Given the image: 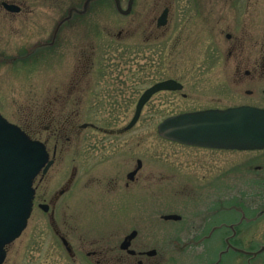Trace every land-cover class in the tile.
Returning <instances> with one entry per match:
<instances>
[{
  "label": "rangeland",
  "instance_id": "1",
  "mask_svg": "<svg viewBox=\"0 0 264 264\" xmlns=\"http://www.w3.org/2000/svg\"><path fill=\"white\" fill-rule=\"evenodd\" d=\"M7 1L19 4L22 10L12 16L0 10V113L27 130L32 139L50 135L45 130L50 118L44 117L49 102L56 104V97H66L62 101L65 114L57 119L61 124L75 107L67 95L85 43L84 50L93 62L88 83H82V115L73 120L76 125L93 123L101 132L81 129L82 144L76 148L73 127L66 125L60 137L50 140V152L56 145V162L38 187V202L48 199V191L59 187L53 188L51 181L62 173L63 181L67 179L71 159L81 160L77 177L84 181L83 187L56 204V220L64 228L70 224L75 231L69 237L95 248L134 225L138 229L136 245L149 246L156 240V246H167V254L163 250L153 264H212L209 255L198 258V224L207 210L236 205L237 212L241 207H256L255 216L249 215L256 222L242 228L235 244L246 252L261 248L264 216L258 218V212L264 209V150L236 152L235 168L228 156L219 154L216 167L207 165L215 180L208 179L211 175L191 179L181 175L187 170L185 164H195L197 155L206 157L209 151L164 140L157 126L165 118L185 112L240 105L264 109V69L260 65L264 0ZM167 8V24L155 27L149 44L147 37L153 30L149 21L155 25ZM118 32H122L120 38ZM123 56L129 68H139V72L134 75L130 69L120 83L116 80L122 73L116 62L118 57L124 61ZM235 63L240 65L238 71L233 69ZM101 68L106 75L100 74ZM105 76L110 84L101 85ZM164 79L180 82L183 89L157 94L127 130L140 93ZM246 90L252 94L247 95ZM98 110L105 115L95 116ZM137 160L142 164L137 181L125 191L110 194L114 188L109 177L119 169L125 181ZM171 168L180 169L175 172L179 174ZM35 203L26 228L6 247L3 264L67 263L65 257L54 258L58 241L53 225L37 207V200ZM167 214L181 216V220H163ZM225 217L238 218L222 214L219 220ZM217 244V250L223 249L222 242ZM207 253L212 252L208 249ZM245 256L228 254L234 264H264V251L250 259Z\"/></svg>",
  "mask_w": 264,
  "mask_h": 264
},
{
  "label": "flooded vegetation",
  "instance_id": "2",
  "mask_svg": "<svg viewBox=\"0 0 264 264\" xmlns=\"http://www.w3.org/2000/svg\"><path fill=\"white\" fill-rule=\"evenodd\" d=\"M16 5L17 6V11L14 10H9L7 7L9 5ZM168 12H169V8ZM0 10L5 12L4 15H13V14H18L21 12L22 8L19 4L13 3V2H9L7 0H0ZM149 26L153 27L152 32H150L148 34L147 37V41L149 42V44L151 42H153V35H154V29L157 26V19H155V25L153 24L152 20L149 21ZM122 32H118L117 37L120 38ZM226 38L227 39H231V34H226ZM86 43L85 45L83 44V47H81L80 49L86 48ZM81 50L80 52V58L77 59V63L74 69V76L72 77L71 81H70V88L68 91V95L67 98L72 99L73 102L75 103V107L69 109V113L66 114V118L63 119V124L60 123V121H58L57 119L62 118L65 114V103L63 104L62 101L66 100L65 96H61L60 97H56L53 100V103L56 104H51L49 102V108L50 109H44V117L46 118H50L48 125L45 126V130L48 131L50 133V135H48L45 139L43 140H39L40 142H42L46 148V151L48 153V158L49 161H52V164L50 165V167L48 168L46 174L40 173L33 182V187L35 189V194H34V199H33V208H32V213L35 207V201L37 200V207L44 213L47 214L48 217L51 220V225H53V231L54 234L57 238V250L53 253L54 258L55 257H65L67 258V263L64 264H153L152 260H155L158 257H162V252L163 250L165 251V253L167 254V246L166 248H162V245L156 246V240L154 243H152V245H142V246H138L135 244V239L138 236V229L135 228V226H131L130 227V231H126V233L121 234L118 238L116 239H105L102 244H100L99 246L95 247V248H87V246H85L84 242H82V240L80 238H71L70 233L74 234L75 231L73 232L72 227H70L67 225L66 228L62 227L63 225L56 219H58L59 217H56L57 214V205L60 201V199L66 197L69 193H72L75 189H79L83 187V183L84 181H82V178L77 177V173H78V166L77 163L81 162V160L79 161V158H76L75 156L71 159V170L69 173V176L67 177V179H65L63 181V176L64 174H60L59 177H57V179H54L53 181H51L52 183V187H57L59 185V187L57 188V190L51 192L50 190L48 191V193L50 194L48 199H43L42 201L38 202L37 199V195H38V187L39 185L43 183L45 176L47 175V173L49 172L50 168H52V166L55 164L56 162V145L52 148V151L50 152V140L52 138L55 139L56 136L60 137V132L61 130H65V126L66 125H70V127H73L72 129V133L73 135V140H75L76 143V148H80L79 146H81L82 142H81V133L80 130L81 129H86L89 128L91 130H93L94 132H101V128L98 127L97 125L93 124V123H82L79 125H76L75 120H73L74 118H78L82 115V105L81 103L84 101L83 100V91L84 88L82 87L84 83V85H86L88 83V79L87 76L91 73L92 69H93V62L91 61V58L87 55L86 50ZM124 61H120L119 57H118V61L116 62L117 65V70H119L122 74V77H119V81L120 83H122V81L124 80L125 74H130V69H133V73L132 74H136L137 72H139V68H129L130 66L128 65V60L127 57L125 58L123 56ZM128 65V66H127ZM261 68L264 69V57H263V62L260 64ZM239 64L235 63L233 65V69L235 71L239 70ZM116 67V66H114ZM155 68V67H153ZM110 69V68H109ZM106 75V71L104 72L103 68H101V72L100 74ZM246 75H248V71H246ZM168 79H164V80H160V81H155L153 82L149 87H147L146 89L143 90V92L140 93V95L137 98L136 104H135V110H136V106L138 104L139 99L141 98V96L143 95V93L150 87H152L153 85H155L158 82L161 81H165ZM109 81V78L105 76V80L102 79V82L100 83L101 85H104L105 83H107ZM108 84H110V82H108ZM123 90V88H122ZM167 93V92H172V91H159L155 94H153L150 99L145 103V105L143 106L142 110L144 109V107L159 93ZM246 94H252V91H245ZM264 94V91H263ZM53 105V106H52ZM99 106V104H98ZM95 107H97V105H95ZM228 108V107H227ZM134 110V113H135ZM95 112V116H103L105 115V113L103 111H94ZM142 113V111H141ZM110 113H108L109 115ZM134 115V114H133ZM58 124V125H57ZM60 124V125H59ZM76 126V127H75ZM75 128H77L78 130H75ZM24 130V129H23ZM29 136L30 133L27 130H24ZM68 141H71L70 138L67 139ZM57 141V140H56ZM178 144V143H175ZM181 146H185L186 148H190V149H196L199 151H209L210 154H208L206 157H200L197 155L196 157V163H186L185 166L187 167V170H185L183 172V176L188 177V178H195V176H201V177H206L211 175L208 179H211L210 181L212 182V180H215L216 177L214 178L215 174H211V171L209 169H207V165H213L214 167L217 166L218 164V160L219 154H224L226 156H228L226 159L229 161V163L231 165H233L235 168L236 165V157H235V153L236 152H241V153H248L247 151H238V150H233V149H216V148H204V147H196V146H189V145H183V144H178ZM138 161H136V168L129 171L125 178L126 180L124 181V175L120 172V170L116 171L115 173H113L112 177L110 180L112 181L110 185H112L111 187L114 188L113 193L110 194H115L118 193L120 191H125V188H128L130 186L131 183H135L138 179V173L141 169V166L139 169H137L138 167ZM248 162V160H247ZM194 166H196V170L194 169V171H190L191 169L194 168ZM232 169V168H231ZM136 171V173H134V175H132L131 177H129V175L133 172ZM113 171H115V169H113ZM171 171L173 173L175 172H180V169L178 168H171ZM183 171V170H182ZM175 174H179V173H175ZM174 175V174H173ZM213 178V179H212ZM203 179V178H201ZM92 182V181H91ZM111 192V191H110ZM236 205H233L227 209H223L222 207H220V210H207L204 214H203V218L202 220L199 222V227H200V235H199V242H198V249L200 250V253L198 256L205 259L206 256H210V258L213 259V263L212 264H234V260L233 259H229L228 254L230 252H237L234 249L238 248V245H236L235 243L238 241L237 238L239 236V234L241 233L242 228H246L245 226H248L249 224L255 223L256 221L250 217V214H254L255 216V211H256V207H249L247 208H243L241 207V210L239 212L236 211ZM250 209L252 211H250ZM222 214H224L225 216H231L232 214L237 218L235 219H231L230 217L226 219L222 218V220H219V218L222 216ZM165 216V215H164ZM264 216V209L260 210L258 212V218ZM163 219V216H162ZM181 220V219H180ZM179 221V220H178ZM247 229V228H246ZM135 232V235L133 238L129 239L128 236L132 233ZM162 241V240H161ZM125 242H127V244H125ZM218 242H222L223 244V249H218ZM207 244V245H206ZM209 245V251L212 253H207V246ZM216 252V253H214ZM164 253V254H165ZM240 253V252H237ZM242 254V253H240ZM242 255H246L245 257H248V259L252 258V256L248 255V254H242ZM203 259L199 262H203ZM56 262L54 264H60L59 262H57V260H55ZM249 264V263H248Z\"/></svg>",
  "mask_w": 264,
  "mask_h": 264
},
{
  "label": "water",
  "instance_id": "3",
  "mask_svg": "<svg viewBox=\"0 0 264 264\" xmlns=\"http://www.w3.org/2000/svg\"><path fill=\"white\" fill-rule=\"evenodd\" d=\"M7 8L17 11L14 4ZM167 16L168 9H164L157 19V27L167 24ZM182 88L180 83L169 79L147 89L139 99L135 114L126 129L136 124L143 106L153 94ZM157 133L165 140L184 145L263 150L264 109L242 105L180 113L165 118L158 125ZM51 164L41 142L32 140L20 127L0 114V264L6 258V246L16 240L27 226L35 192L33 180L41 171L46 173ZM140 166L141 161H138L137 169ZM180 218L175 214L163 216L164 220L177 221ZM134 235L135 232H132L128 238L131 239ZM234 250L254 257L264 251V245L251 253L237 248Z\"/></svg>",
  "mask_w": 264,
  "mask_h": 264
}]
</instances>
